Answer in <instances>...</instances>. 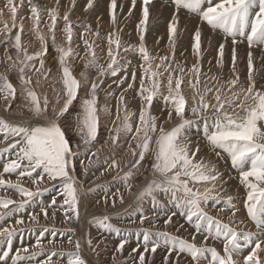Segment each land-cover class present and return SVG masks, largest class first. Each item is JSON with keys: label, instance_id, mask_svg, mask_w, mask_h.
Here are the masks:
<instances>
[{"label": "snow or ice", "instance_id": "1", "mask_svg": "<svg viewBox=\"0 0 264 264\" xmlns=\"http://www.w3.org/2000/svg\"><path fill=\"white\" fill-rule=\"evenodd\" d=\"M96 3L87 0L83 11L89 12ZM76 5L77 0H64L63 5L61 0H53L51 5L39 0H2L0 4V18L7 13L11 20L0 19V47L4 48L0 64L5 65V71H0V110L11 113V118L0 115V159L7 157L0 166V191L14 192L19 197L0 195V245L7 249L0 251V264H32L38 256L46 257L38 264H61L53 257L65 258L64 264H90L85 248L94 255L99 248L93 243V227L101 234L121 237L111 256L112 264H157V255L159 264H264V64L256 68L252 52L259 47V59L264 60V0H161V7L173 9L167 25V52L163 55L153 53L146 42L153 0H141L140 19L135 26L138 43L122 39L123 2L118 5L117 0H110V30L103 37L102 17L96 18L95 28L87 19H71ZM136 6L137 0H130L124 21L133 16ZM182 10L198 16L200 23L214 32L223 33L224 42L218 45L215 58L220 73H212L211 59L207 71L204 69L200 26L192 37L195 62L187 65L186 60L176 59L183 31L179 27ZM26 20L30 24L27 30ZM58 34L63 43L57 42ZM28 36L31 39L26 40ZM229 38L231 75L225 78ZM161 39L157 37V46ZM77 41L83 44V55L77 51ZM245 41L246 82L237 70L236 47ZM33 42L39 47L30 52ZM49 43L57 54L56 72L46 67ZM133 56L140 61L138 64H133ZM77 60L83 61L84 69L79 78L73 71ZM13 72L19 91L9 76ZM104 78L112 79L107 88L101 87ZM45 87L51 89V98L48 92L37 90ZM101 91L105 93L104 104L100 103ZM109 98L115 100L113 106L107 103ZM78 99L79 111L71 113ZM137 99L138 111L129 107ZM154 102H159L158 112L154 111ZM101 114L110 118L105 125L104 143L110 142L113 153L126 144L132 157L130 167L122 176L118 172V178L127 194L135 197L140 212L141 227L135 231L142 242L131 248L128 259L120 261L116 254L123 256L130 242L122 233L133 230L117 226L107 211L85 219L88 213L82 209L83 199L95 191V187H85L81 177L87 178L90 168L100 162L101 149L96 144ZM70 115L72 123L68 122ZM196 118L202 121V131L194 139L191 131ZM69 131L78 137L76 142L70 139ZM81 152L90 153V157L87 163L79 161L78 176ZM211 156L217 161L226 156L237 176L230 171L225 177ZM104 164L100 176L123 171L114 155L105 157ZM142 169L150 173V178L145 176L142 186L133 192V181L140 179ZM13 175L15 179L10 178ZM231 179H237L245 190L242 208L237 204L238 197L223 195ZM27 182L33 187L26 186ZM48 185L58 188V195L45 204L39 198L50 190ZM146 200L153 210L151 216L143 211ZM210 202L222 204L215 209L216 214H212ZM96 203L115 209L118 203L125 204V196L117 190ZM31 205L38 206L39 211L31 212L26 221L22 213ZM242 210L255 232L245 230V219L238 216ZM58 212L65 224L83 221L88 225L83 237L67 240L72 249L69 251L63 244L58 247L55 239L44 243L45 233L55 237L60 231L55 227ZM17 216L13 224L5 226L4 222ZM42 218L50 226L41 225ZM146 222L148 226L144 227ZM26 225H40L38 238L31 248L21 246L13 256L14 238L35 231ZM64 231L75 237L77 230L68 227ZM245 249L250 250L245 253Z\"/></svg>", "mask_w": 264, "mask_h": 264}, {"label": "bare ground", "instance_id": "2", "mask_svg": "<svg viewBox=\"0 0 264 264\" xmlns=\"http://www.w3.org/2000/svg\"><path fill=\"white\" fill-rule=\"evenodd\" d=\"M39 2L49 3V5H51L53 0H39ZM86 2H87V0H77V5L72 12L73 15H71V19H73V21H77V18H79L80 21H83L86 18H88L87 19L88 22L92 23L93 28H95L96 27V18L98 16L102 17L101 36L103 37L105 35V32L107 30H110L109 29V23H108V21H109L108 7H109L110 0H97V3L94 5V8L89 10V12L85 13L83 11V9L86 5ZM121 2H123V4H124L123 12L120 14L121 15V26L124 27V32L122 33V35L125 36V37L123 36L122 39L124 41H127V42L138 43V37H137L136 32H135V26L140 19V12L138 10L139 8L135 9L133 11V16L128 21H124L123 16H125L127 14V11H128L129 5H130V0H117L118 5ZM137 2L139 3V2H141V0H137ZM0 4H2V1H0ZM61 4L62 5L64 4V0H61ZM64 10H65L64 7H62L61 8L62 14H63ZM171 11H173L172 8L170 9L169 7H161L160 1L153 2V5L150 8V13H151V15H150V27H149V31H148L147 36H146V42H147V45L150 48V50L153 51V53L159 52L161 55H163L167 52V47H166V42H167V37H168L167 25H168V22L170 20L171 15H172ZM182 11H184V10H182ZM23 12L25 15H27L26 8L23 10ZM186 16L188 17V19L183 20L182 18H180L179 27L181 29H183V31L180 34V39H179L178 47L176 50V59L180 60V61L186 60L187 65H191L192 63L195 62V58L191 54V51H192L191 46L193 43L192 37H193V33H194L195 29L197 28L198 24H201V23H200L199 17L196 15H189L187 13ZM135 17H136V21H134ZM0 19L8 20L9 23L11 22L10 17L7 15V13L5 14V16L3 18H0ZM25 26H26V30L30 27V24L27 20L25 21ZM200 28L202 30V38H201L202 50H204V58H203L204 69H205V71H207V69L209 67L208 61L211 59L212 60V66H211L212 73H220L221 69L215 67V58H216V54H217L218 45L220 43L224 42L223 41V33L220 31L214 32L206 24H201ZM129 32L132 33L131 36L128 35ZM157 37H162L158 46L156 44ZM209 38H211V47L210 48H209ZM25 39L28 40V39H31V37L28 36V37H25ZM57 42L63 43V41L59 39V34H58V41ZM77 43H78V41H77ZM79 43L81 45L80 47L82 48V50H80V48H78L77 51L80 52L81 55H83V52H84L83 44L80 41H79ZM103 46L104 45H102V47ZM38 47H39L38 43L33 42L32 46L29 48V51L30 52L35 51L36 48H38ZM231 47H232L231 38H229L228 43L226 44V47H225V66L223 69V75L225 78H227L229 75H231V73L229 71L230 67H231ZM236 47H237V70L240 73L241 80L246 82L247 52H248L247 42L245 41L244 43L238 44ZM3 51H4V48L0 47V53ZM252 52H253V57H254V66L256 68H260V66L262 64H264V60L259 59V57L261 56V49L259 47H254L252 49ZM181 53H183V55H181ZM56 55L57 54L53 51V49L51 47V43H49V53L46 57V67H48V66L52 67L53 72H56V69H57V62L54 59V57ZM100 55H101V62L103 63L105 57H104L103 53H101ZM131 59L133 60V64H138L140 62L138 60V58L135 56L131 57ZM73 63H74V68H73L74 75H76L77 78H79V73L84 70L83 69V61L77 60V61H74ZM0 71H5V65L0 64ZM9 76H10V79L12 80L13 84L17 85V87H18V81H17L16 73H14V72L9 73ZM91 76H92V78L95 77V70L92 71ZM109 84H112V80H110L109 78H104V84L101 85V87L107 88V86ZM57 86H59V85H57ZM113 88H115V85H113ZM41 89L44 90V92L46 91V92H48V94L51 95V89L50 88H48V87L38 88L37 90L41 91ZM18 91H19V87H18ZM132 94H135V93H130V95H132ZM186 95H188L189 97L191 95L190 91L187 89H186ZM100 97H101L100 103L104 104L106 102V100H105V93L103 91L100 92ZM134 103H137L136 105L140 106L138 99H137V100H133L129 104V107L130 106L133 107ZM108 104H109V106H113L115 104V101L113 104H112V101H109ZM75 105L76 106L73 109H70L71 113L78 112L77 110L79 109V99L77 100ZM13 108H15V105H13ZM133 108L135 109V108H137V106H134ZM154 111H157V112L159 111V102H154ZM0 115H7L9 118H11V113L5 114L2 110H0ZM71 117L72 116L70 115L69 121H68L69 123H72ZM104 118H105V116L103 114H101V120L102 121ZM109 119L110 118L107 116V119H105L106 120L105 123L101 124L100 134L98 136L97 145L100 146V149H101V151L99 153L100 162L97 165H95L94 167L90 168L89 176L87 178L81 177L82 179H85V187H95V191L89 193L88 196L83 199L82 209H86L87 213H88V216L85 219H90L91 215L93 213L96 215H101L105 211H107L112 215V217L114 215L117 216L116 219H112V222L117 224V226L121 227L122 229H132L133 230L131 232L122 233V235L127 236V238L129 239L130 242L128 245L125 246V251L123 253V256L116 254L117 260L120 261V260L128 259L129 258V252H130L131 248L136 247L138 242H142V239H138V235L135 231V229L141 227L138 224V219L136 220L137 223H132V220L130 219V217H132V216H134V217L140 216V212L136 208L135 197L129 196L127 194V192L123 186L122 180L118 178V172H119V176H122L123 172H126L128 170V167H130V162L132 160L130 153H128L126 149H125L126 151H124L123 148H120L113 153V151L110 147V142L107 145L104 143L105 140L107 139V128L105 127V125L109 122ZM165 127H171V125H165ZM196 127H198L199 129L200 128L202 129V121L199 118H196V125L191 131V136L194 139L199 138L200 133H201V131L199 129H196ZM196 134H199V135H196ZM68 135L73 142H76L78 140V137L75 135L74 132L69 131ZM133 146H134V144H133ZM81 147L83 148V145H81ZM111 151H112V153L110 154V156L111 155L115 156L118 163L120 164V168L123 169V171H119V170H116L114 172L109 171V173L106 172L103 176H100V173L104 171V170H101L102 166H103L102 163H104V158H105V156L103 158V155L109 154ZM102 152H104L103 155H101ZM124 156H126V157H124ZM81 157H83L84 159L78 160V163H77V175L78 176L80 175V168H81L79 161H83L84 163H87V160L90 157V153L87 154V156L82 155ZM209 158L212 159L214 162L218 163L219 169H220V171H222L224 173L225 177H227V175L230 171H231L233 176H235V177L237 176V173L231 169L230 161H227V160L217 161L214 156H211ZM3 163H4V160L0 159V166H2ZM223 163H225V164H223ZM141 171H142V175H140V179L133 181V185H134L133 186V192H136L139 190V188L142 186V184L144 182L145 176H148L150 178V173L144 172L143 169ZM11 177H14V176H11ZM96 177H100V178L97 180ZM112 179L113 180L116 179V180L113 182ZM101 182L109 183L111 185L112 189L107 188L106 191H104V192L102 191V193L99 192V190H100L99 187L101 185L103 186V184H104ZM26 186L33 187V186H30V184L26 185ZM48 187L50 190L46 192L47 196H45V198L43 199L45 204H47L52 199L51 196H49V195L58 194V188L52 187L51 185H48ZM225 187L227 188V191H224L223 195H225V196L233 195L234 197H238L239 199L237 200V204H238V206H240L242 208V198L245 195V190L243 189V187H239L238 180L237 179L229 180L228 184L225 185ZM98 188H99V190H98ZM237 188H239L238 191H237ZM117 190H119L120 193L124 194L125 204L120 205L118 203L115 209H111V208L105 209L102 206V204L96 203L97 201H102V198L106 194L115 193ZM100 194H105V195L102 196ZM12 195H13V193H12ZM16 196H18V195H16ZM221 206H222V204L216 205L212 202H210V204H209V207L211 209H213L212 214H216L215 209L218 207H221ZM169 207H171V205H169ZM30 208L31 209H28V210L26 209L23 212V216H24L26 221H27L28 215L31 212H33V211L38 212L39 211V207L36 205H34L33 207H30ZM143 211H144V213L148 214L149 216L152 215L153 210L151 209L147 200L143 204ZM160 216H161V222H162L163 213H160ZM238 216L245 219V222L247 225L245 230H251L253 232L256 231L252 222L247 220L246 213L243 210L240 213H238ZM17 218H18V216H17ZM10 220H11V218H10ZM10 220H8V221H10ZM62 220H63V215H62V213L58 212L57 218L55 221V227L57 229H59L60 231H58L56 233L55 237H52L50 233H45L44 243L47 244L48 239H55L58 247L60 244H63L64 250L69 251L72 249L68 245L67 240L69 238H81V237H83L85 229L88 228V225L83 221L79 224H77L75 221H70L67 224H65L62 222ZM8 221H7V224H11V223H8ZM41 221H42V224H44L43 218L41 219ZM12 222H14V221H12ZM226 222H227V220H226ZM26 226L33 227L35 229V231L37 232V234L35 233L37 236L34 235L33 232H30L26 236V238H25V234L22 235L23 239L14 238V240H13L14 251L12 253L13 256H14L15 250L19 249L21 246H28L31 248L35 244L36 239L38 238V233H39L40 229L35 228L37 225H26ZM147 226L148 225L146 222L144 227H147ZM68 227L76 228L77 231L75 233V237H73L72 233L64 231V229H67ZM241 227H243V225ZM93 230L94 229L91 228V236L93 238V243L99 244V248L97 249V254H95V255L91 251H89L87 248H85V252H84L85 256L89 259L90 264H92V262H94V264H112L111 256L114 254V249L118 245L121 237L116 236L114 233H103V234H101V232H100L99 234H96V233L94 234L95 231L93 232ZM20 240H22V242H20ZM112 244H115L114 248L111 247ZM4 250H7L6 246L0 245V251H4ZM249 250L250 249H245L244 252L247 253ZM45 258L46 257H44V256H38L35 260L32 261V264H38L39 261H42ZM159 259H160V257H159V255H157L156 256L157 264H159ZM53 260L54 261L55 260H61V264H64V262H65V258H63V257H53ZM9 264H11L10 261H9Z\"/></svg>", "mask_w": 264, "mask_h": 264}, {"label": "rangeland", "instance_id": "3", "mask_svg": "<svg viewBox=\"0 0 264 264\" xmlns=\"http://www.w3.org/2000/svg\"><path fill=\"white\" fill-rule=\"evenodd\" d=\"M0 1H2V0H0ZM140 5H141V2H139V3L137 2V7H136V9L139 8V9H138L139 12H140V7H141ZM129 6H130V5H129ZM26 10H27V8H26ZM27 11H28V10H27ZM171 12H172V11H171ZM184 14H185V15H184ZM72 15H73V14H72ZM137 15H138V14H137ZM136 17H137V16H136ZM136 17H135L134 21H136ZM180 18H182L183 20L188 19V17L186 16V13H183V14L180 16ZM86 19H88V18H86ZM87 21H88V20H87ZM76 31L79 32L80 29L77 28ZM123 36H124V35H122V37H123ZM163 36H164V35H163ZM124 37H125V36H124ZM78 43H79V41H78ZM80 46H81V45H80ZM103 47H104V46H103ZM80 50H82L81 47H80ZM2 53H3V52H1L0 55H2ZM109 79L112 80L111 78H109ZM39 92H44V90L41 89V91H39ZM132 95H135V94H132ZM49 96H50V98H51V95H50V94H49ZM99 97H100V92H99ZM100 101H101V97H100ZM109 101H112V104H113L115 100L109 98V99L107 100V102L109 103ZM138 102H139V100H138ZM75 104H76V102H75ZM136 104H137V103H134L133 107H134V106H137V108H135V110L138 111V110H139V106L136 105ZM130 107L133 108L132 106H130ZM133 109H134V108H133ZM77 111H79V109H78ZM71 118H72V117H71ZM105 119H107V116H105V118L103 119L102 123H105V121H106ZM71 122H73V118L71 119ZM196 129H199V128L196 127ZM199 130L202 131L201 128H200ZM196 135H199V134H196ZM98 147L100 148V146H98V145L96 144V148H98ZM121 148H123V150L126 151V150H127V148H126V144L124 145V147H121ZM125 149H126V150H125ZM92 150L95 151L96 149L93 148ZM111 153H112V151H111L109 154H104V152H102L101 155L104 154V155H103V158H104V156H105V157H109ZM82 155L87 156L86 154H84L83 152H81V154H80L79 157H78V160H79V159H80V160H81V159H84L83 157H81ZM107 155H108V156H107ZM80 157H81V158H80ZM124 157H126V156H124ZM13 158H14V157H13ZM6 159H7V157L3 158L4 162L6 161ZM104 159H105V158H104ZM224 160H227V161H228V158L225 157ZM223 164H225V163H223ZM102 165H103V166H102V169H101V170H104L103 167L105 166V164L102 163ZM110 172H111V171H110ZM112 172H114V171H112ZM233 172H234V171H233ZM107 173H109V172H107ZM13 176H14V175H13ZM232 176H233V175H232ZM233 177H235V176H233ZM10 178H11V179H15V176H14V177H10ZM112 180H113V179H112ZM115 180H116V179H114L113 182H114ZM234 180H235V179H234ZM107 182H108V181H107ZM107 182H101V183H104V184H103V186L101 185V186L99 187L100 190H99V188H98L99 192L102 193V191H103V192L106 191L107 188H109V189L111 188V189H112L111 185H110L109 183H107ZM106 183H107V184H106ZM29 184H30V186H33V185H31L30 182H27L26 185H29ZM105 186H106V187H105ZM12 193H13L14 196L12 195ZM10 194H11V195H10ZM105 194H106V193H105ZM105 194H100V195L103 196V195H105ZM0 195H9V196H11L13 199H17V198L19 199V197L16 196L17 194L14 193V192H7V193H5V192L0 191ZM57 195H58V194H56V195H53V194H52V195H49V196H51V198H53V197H55V196H57ZM45 196H47V193H46V192H45V193H44L39 199H42V200H43V199L45 198ZM60 199H62V198H60ZM147 202H148V201H147ZM148 204L150 205L149 202H148ZM33 206H34V205H31V206L27 207L26 209H27V210H28V209H31L30 207H33ZM150 207H151V205H150ZM26 209H25V210H26ZM22 214H23V213H22ZM15 218H17V217H14L13 219L11 218V220L9 219L11 222L7 220L8 223L13 224V223L15 222ZM116 218H117L116 215H114V216L112 217V219H116ZM138 218H139V216H138V217H134V216L130 217V219H131L132 221H133V220H137ZM7 221L4 222L6 225H7ZM12 221H14V222H12ZM44 224H49V225H50V223H49V222H46V221H44ZM44 224H42V221H41V225H44ZM6 225H5V226H6ZM35 228H36V229H38V228L40 229V225H37ZM92 229H94L93 232L95 231L94 234H95V233H96V234H99V233H100V231H98L97 229H95V228H92ZM29 233H30V232H27V233H26V232L19 233V234L17 235L16 238L23 239V238H22V235H23V234H25V238H26V236H27ZM35 233L37 234L36 231H33V234H34V235H36ZM36 236H37V235H36ZM20 242H22V240H20ZM111 247L114 248V247H115V244H112Z\"/></svg>", "mask_w": 264, "mask_h": 264}]
</instances>
